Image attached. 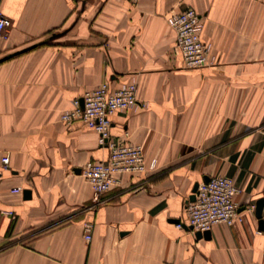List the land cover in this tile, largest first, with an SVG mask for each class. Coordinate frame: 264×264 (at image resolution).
Returning <instances> with one entry per match:
<instances>
[{
	"label": "crops",
	"instance_id": "obj_1",
	"mask_svg": "<svg viewBox=\"0 0 264 264\" xmlns=\"http://www.w3.org/2000/svg\"><path fill=\"white\" fill-rule=\"evenodd\" d=\"M188 7L205 17L213 61L190 70L167 22ZM0 11L11 21L0 38V264H264V0H0ZM104 81L136 85L141 104L113 113L111 133L140 145L147 169L118 173L95 201L82 168L108 150L62 115ZM216 175L238 187L240 218L198 237L185 204Z\"/></svg>",
	"mask_w": 264,
	"mask_h": 264
},
{
	"label": "built area",
	"instance_id": "obj_2",
	"mask_svg": "<svg viewBox=\"0 0 264 264\" xmlns=\"http://www.w3.org/2000/svg\"><path fill=\"white\" fill-rule=\"evenodd\" d=\"M137 1V0H132ZM168 24L176 34L175 49L180 53L184 69H197L213 64L210 59V44L203 39L205 17L192 7L167 17ZM11 25L10 19L0 11V38L6 36ZM136 85L132 81L122 82L112 87L108 81L93 89L84 91L73 100V109L63 113L66 122L81 120L98 135V144L108 150L104 159L90 160L82 168L83 175L91 183L93 198L101 195L116 182L121 172L143 173L147 169L144 153L140 145L130 143L125 137L111 133L110 116L118 110L140 105ZM8 156L2 157L4 166ZM154 165V161L150 166ZM20 191V187L13 189ZM238 187L231 177L216 175L201 180L194 193V200L185 204V224L196 232L208 231L216 223L232 224L240 218L239 205L234 199ZM179 227L182 222H178ZM92 223H84V237L91 239Z\"/></svg>",
	"mask_w": 264,
	"mask_h": 264
},
{
	"label": "water",
	"instance_id": "obj_3",
	"mask_svg": "<svg viewBox=\"0 0 264 264\" xmlns=\"http://www.w3.org/2000/svg\"><path fill=\"white\" fill-rule=\"evenodd\" d=\"M204 180H208V177H205ZM198 186V182L194 184L193 186V189H192V194L189 196V200H194V193L196 191V188ZM25 195L26 196H29L30 195V191L29 190H25ZM263 207H264V196L260 199L257 200L256 202V209H255V213H256V216L258 218H260V221H259V226L261 229H264V220L261 219V214H262V210H263ZM173 221H177L176 219H173ZM196 235L198 237L202 236V235H208V232L207 231H204V232H196Z\"/></svg>",
	"mask_w": 264,
	"mask_h": 264
}]
</instances>
